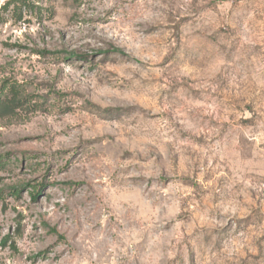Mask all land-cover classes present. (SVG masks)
Returning a JSON list of instances; mask_svg holds the SVG:
<instances>
[{
  "label": "rangeland",
  "instance_id": "obj_1",
  "mask_svg": "<svg viewBox=\"0 0 264 264\" xmlns=\"http://www.w3.org/2000/svg\"><path fill=\"white\" fill-rule=\"evenodd\" d=\"M0 264H264V0H0Z\"/></svg>",
  "mask_w": 264,
  "mask_h": 264
},
{
  "label": "trees",
  "instance_id": "obj_2",
  "mask_svg": "<svg viewBox=\"0 0 264 264\" xmlns=\"http://www.w3.org/2000/svg\"><path fill=\"white\" fill-rule=\"evenodd\" d=\"M12 101H15V100H9V102L6 100L5 102H4V104H2V105H4L5 106V108L7 107L8 108V106L10 107V105L9 104H11V102ZM13 103V102H12Z\"/></svg>",
  "mask_w": 264,
  "mask_h": 264
}]
</instances>
